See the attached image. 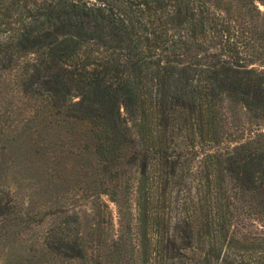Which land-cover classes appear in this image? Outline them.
<instances>
[{"label": "trees", "instance_id": "obj_1", "mask_svg": "<svg viewBox=\"0 0 264 264\" xmlns=\"http://www.w3.org/2000/svg\"><path fill=\"white\" fill-rule=\"evenodd\" d=\"M260 5L0 0V181L14 143L75 150L120 218L53 213L36 264H264Z\"/></svg>", "mask_w": 264, "mask_h": 264}, {"label": "rangeland", "instance_id": "obj_2", "mask_svg": "<svg viewBox=\"0 0 264 264\" xmlns=\"http://www.w3.org/2000/svg\"><path fill=\"white\" fill-rule=\"evenodd\" d=\"M260 9L264 11V6L260 5ZM20 148L18 143L9 147V177L0 181L2 207L13 209V213L0 216V264H21L19 258L28 256L34 264L41 262L43 254L32 253L30 249L40 233L53 224V213L84 214L96 203L100 204L98 222L102 240L112 235L107 230L110 228L109 216L104 212H111L116 228L119 227L117 205L107 196H100L99 173L94 169L83 171L87 160L81 161L74 156L77 151L64 148L62 153L54 149L47 161L49 166L44 167L46 159L40 160L33 151L25 154Z\"/></svg>", "mask_w": 264, "mask_h": 264}]
</instances>
